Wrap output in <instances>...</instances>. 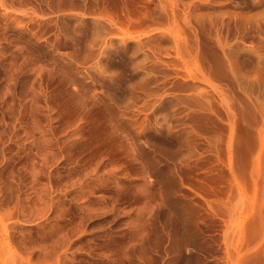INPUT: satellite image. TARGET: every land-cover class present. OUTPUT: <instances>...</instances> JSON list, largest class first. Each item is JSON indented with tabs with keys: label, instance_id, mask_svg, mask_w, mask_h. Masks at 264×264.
<instances>
[{
	"label": "rangeland",
	"instance_id": "1",
	"mask_svg": "<svg viewBox=\"0 0 264 264\" xmlns=\"http://www.w3.org/2000/svg\"><path fill=\"white\" fill-rule=\"evenodd\" d=\"M3 225L12 264H264V0H0Z\"/></svg>",
	"mask_w": 264,
	"mask_h": 264
},
{
	"label": "bare ground",
	"instance_id": "2",
	"mask_svg": "<svg viewBox=\"0 0 264 264\" xmlns=\"http://www.w3.org/2000/svg\"><path fill=\"white\" fill-rule=\"evenodd\" d=\"M11 232V231H10ZM9 228L6 225H3L2 228L0 229V235L2 237L6 236L7 239H9ZM11 235V234H10ZM8 244V243H7ZM7 251V250H6ZM5 253V252H4ZM13 256V255H12ZM11 254L5 253L3 256H0V261L3 264H12L14 260V256L12 257Z\"/></svg>",
	"mask_w": 264,
	"mask_h": 264
}]
</instances>
